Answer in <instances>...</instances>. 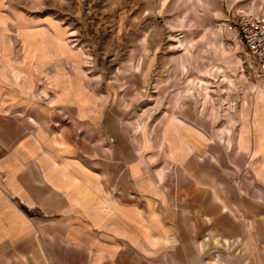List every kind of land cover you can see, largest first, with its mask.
<instances>
[{
	"label": "crops",
	"instance_id": "obj_1",
	"mask_svg": "<svg viewBox=\"0 0 264 264\" xmlns=\"http://www.w3.org/2000/svg\"><path fill=\"white\" fill-rule=\"evenodd\" d=\"M223 9L263 13L264 0H225ZM76 10L72 0H0V264H264L262 90L236 121L235 145V155L254 160L258 208L225 193V203H240L227 213L218 210V182L233 190L245 181L217 178L199 156L216 155L217 145L199 129L172 115L161 146L153 134L142 150L120 144L82 53L57 49V37L75 32ZM163 147L184 174L193 169L176 179L182 201L154 175L153 149ZM218 235L251 245L240 256L212 254Z\"/></svg>",
	"mask_w": 264,
	"mask_h": 264
},
{
	"label": "rangeland",
	"instance_id": "obj_2",
	"mask_svg": "<svg viewBox=\"0 0 264 264\" xmlns=\"http://www.w3.org/2000/svg\"><path fill=\"white\" fill-rule=\"evenodd\" d=\"M72 2L77 5L75 32L66 40L57 37V49L82 53L80 64L90 79L100 81L109 99L105 109L112 111L120 144L130 140L142 150V138L153 134L161 146L164 124L177 116L217 145L216 155L199 156L215 165L218 179L230 175L245 181L233 190L218 182V210L235 214L240 208L238 202L225 203V193H233L234 199L243 193L248 209L256 210L260 187L251 171L254 160L250 151L246 157L235 155L236 121L242 111L250 116L256 92L264 93V69L255 59L245 60L244 46L228 29L238 13L223 9L225 0ZM179 38L185 39L186 49L179 46ZM153 154L154 175L167 180L174 200L182 201L184 182L177 186L176 179L192 178L193 169L184 174L181 166L166 160L164 147ZM214 241L217 250L212 254L228 257L240 256L251 245L241 237L223 241L218 235Z\"/></svg>",
	"mask_w": 264,
	"mask_h": 264
},
{
	"label": "built area",
	"instance_id": "obj_3",
	"mask_svg": "<svg viewBox=\"0 0 264 264\" xmlns=\"http://www.w3.org/2000/svg\"><path fill=\"white\" fill-rule=\"evenodd\" d=\"M228 29L244 46L245 60L255 59L264 69V13L240 11Z\"/></svg>",
	"mask_w": 264,
	"mask_h": 264
}]
</instances>
